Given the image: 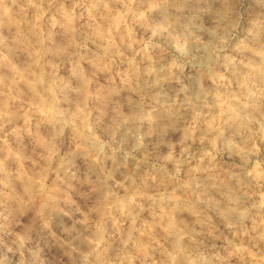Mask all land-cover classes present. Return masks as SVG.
Masks as SVG:
<instances>
[{
    "label": "clouds",
    "instance_id": "obj_1",
    "mask_svg": "<svg viewBox=\"0 0 264 264\" xmlns=\"http://www.w3.org/2000/svg\"><path fill=\"white\" fill-rule=\"evenodd\" d=\"M0 264H264V0H0Z\"/></svg>",
    "mask_w": 264,
    "mask_h": 264
}]
</instances>
